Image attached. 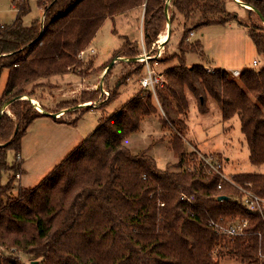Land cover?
Here are the masks:
<instances>
[{"label":"trees","instance_id":"16d2710c","mask_svg":"<svg viewBox=\"0 0 264 264\" xmlns=\"http://www.w3.org/2000/svg\"><path fill=\"white\" fill-rule=\"evenodd\" d=\"M30 1L14 2L15 21L0 24V82L7 74L0 110L18 98L8 104L12 116L0 117V182L8 176L7 183L0 184V264H21L18 257L5 256L1 250L10 247L30 257L32 264H219L216 257L224 253L242 264H259L264 256V211H249L240 191L217 175L182 170L195 159L193 151L185 150L182 135L188 129V93L204 114L211 97L224 122L239 118L250 163L264 165V66L233 78L226 70L186 64V55L199 50L188 44L194 30L237 20L229 2L247 12L249 22L240 24L247 28L258 54L264 55V0H51L44 7V23L37 19L27 26ZM138 9L144 12L146 51L165 30L166 12L171 22L166 44L174 21L179 16L184 20L180 54L150 60L154 65L177 61L159 74L166 77L164 85L156 88V94L143 90L104 118L40 185L17 187V175L24 171L20 161L10 163L8 155L17 157L28 127L46 116L33 106L32 100L42 103L27 88L72 73L81 64L78 55L90 47L107 19ZM141 54L137 44L127 41L111 63L127 57L140 72L145 64L133 59ZM157 113L173 131L171 147L180 159L176 170H161L148 152L133 154L124 144L140 130L143 119ZM55 120L74 123L62 117ZM231 180L264 199V174H237ZM181 193L194 195L195 204L181 201ZM221 218L246 220L247 234L225 241L210 226L211 220Z\"/></svg>","mask_w":264,"mask_h":264},{"label":"rangeland","instance_id":"374dc122","mask_svg":"<svg viewBox=\"0 0 264 264\" xmlns=\"http://www.w3.org/2000/svg\"><path fill=\"white\" fill-rule=\"evenodd\" d=\"M15 1L0 0L1 25H11L15 21L17 17ZM48 2L49 0H41L40 8L38 0H31V13L25 18V25L42 19L44 7ZM228 9L237 14V20H232L227 25L199 28L189 35L188 44L196 45L199 50L186 55L188 66H206V69L211 71L226 70L231 77L234 71L260 69L264 66V55L258 54L247 28L240 24L249 22L247 12L232 2H229ZM143 20L144 12L140 9L118 15L114 19H107L86 50L84 58H79L81 64L72 73L43 79L38 82L42 84L41 86L27 88L33 97L41 100L42 105L32 101L33 106L36 108L39 106L37 109L42 114L51 113L55 117L45 114L46 116L36 119L28 127L20 151L22 157L20 165L24 172L21 178L16 180L17 187L35 188L40 185L98 128L104 118L120 111L134 96L143 91L140 79L148 75L147 64L142 71L136 72L137 66L129 63L127 57H120L122 60L116 58L111 63L114 53L127 41L137 44L141 55L144 54L146 49L143 43ZM169 28L171 29L170 20L159 35L158 41L152 45L155 52L151 55L158 56L159 61L161 58L164 60L167 55L180 54L179 44L185 31L184 20L180 16L174 21L171 41L158 50V44L162 47V43H159L160 38L166 33L169 35ZM146 52L149 54V51ZM176 62L168 64L159 62L158 65L149 62V68L159 75L176 65ZM139 64L141 65L140 62ZM104 77L108 86L104 84ZM164 79L166 80L165 76ZM6 81L5 73L0 82V97ZM111 90H114V95L109 94ZM155 97L157 104V96ZM188 98L190 102L188 129L182 135L185 150L189 153L196 149L205 156H216L222 165L223 174L229 179L243 173L264 174V165L254 166L249 161V149L241 132L239 118L234 117L224 122L220 106L211 97L207 100L208 111L205 114L199 111L197 101L190 92ZM85 99L93 101L84 102ZM72 102L84 104H80L83 107L77 110H74V107L62 109L70 106ZM8 104L2 106L0 115L5 113L12 116ZM160 110L163 113L162 109ZM161 116L157 113L143 119L140 130L127 138L124 144L133 154L148 152L155 158L161 170H176L175 166L179 164L180 159L171 147L173 131L163 125ZM61 117L74 123H60L55 120ZM15 155L9 153L10 163L16 159ZM7 180L8 176L4 175L0 184L5 185ZM14 194H17V191ZM1 250L5 256L18 257L21 264H32L30 257L19 253L15 248ZM223 251L219 254L224 253ZM260 258L259 264H262L264 256ZM216 259L219 264H242L237 257L226 253L218 255Z\"/></svg>","mask_w":264,"mask_h":264},{"label":"built area","instance_id":"2783aa9c","mask_svg":"<svg viewBox=\"0 0 264 264\" xmlns=\"http://www.w3.org/2000/svg\"><path fill=\"white\" fill-rule=\"evenodd\" d=\"M18 1V0H16ZM15 1V2H16ZM51 0H49L47 6H49V3ZM45 12V11H44ZM168 15V12L166 13ZM169 16V15H168ZM44 15L42 17V24L44 23ZM162 47L158 44V50L160 51ZM155 52V49H151L149 51V54H147L146 50L144 51L142 59H140V62L144 63L145 65H148V75L140 79V84L143 90H151L154 94H156V88L158 86L162 87L165 83V79L162 75H158L155 73V71L152 70V68H149V62L150 60L158 58V56L151 55ZM160 54V52H159ZM86 55V51H82L78 57L80 59H83ZM256 65V62H254ZM211 71V70H208ZM213 71V70H212ZM239 71H234L232 74L233 78H238L240 76ZM195 153V159L191 160L189 163L185 164L183 169L188 172H201L204 170L209 175H217L221 182H228L231 185H233L235 188H237L241 193V200L244 204V206L247 207V209L251 212H263L264 211V199L260 196L256 195L252 191L243 188L236 183H234L231 179L227 178L223 172H222V165L219 161V159L216 156H205L201 153H199L196 149L193 151ZM22 157L20 153L16 157V161H21ZM17 178H21V174L17 175ZM221 188V185L219 186ZM180 200L188 203L189 205H194L196 198L194 195H188L186 193L180 194ZM160 206L163 207L164 203H160ZM210 226L213 228L215 233L222 237L225 241L232 240L236 237L245 236L247 234L249 224L246 220L240 219V218H232V219H224L221 218L218 221L211 220ZM218 253V251L215 252V256Z\"/></svg>","mask_w":264,"mask_h":264},{"label":"water","instance_id":"95a60500","mask_svg":"<svg viewBox=\"0 0 264 264\" xmlns=\"http://www.w3.org/2000/svg\"><path fill=\"white\" fill-rule=\"evenodd\" d=\"M236 1H238V0H236ZM169 6V2L167 3V7ZM242 6H244V5H242ZM244 7H246V6H244ZM167 13V12H166ZM167 18H168V20H169V16L167 15ZM170 35H171V29L169 28V38H170ZM118 60H122L120 57H119V59ZM128 61H132V59H129ZM133 61H140V56H138V57H136V58H134L133 59ZM115 63V62H114ZM113 65V64H112ZM111 67V66H110ZM28 98V97H27ZM18 98H15V99H13V100H11L10 102H9V104L11 103V102H13V101H15V100H17ZM28 100H29V98H28ZM32 102V101H31ZM81 107H83V105H79V106H76V107H74V110H77V109H79V108H81ZM46 115H48V116H52V117H55V115L54 114H51V113H45ZM2 115H0V117H1ZM224 197H221L220 198V200L221 199H223Z\"/></svg>","mask_w":264,"mask_h":264},{"label":"bare ground","instance_id":"6f19581e","mask_svg":"<svg viewBox=\"0 0 264 264\" xmlns=\"http://www.w3.org/2000/svg\"><path fill=\"white\" fill-rule=\"evenodd\" d=\"M169 40V35L166 33L165 35H162V37L160 38L159 43H162V46ZM143 56H140V59H142ZM26 98V97H25ZM37 108H40L39 106H37Z\"/></svg>","mask_w":264,"mask_h":264},{"label":"crops","instance_id":"0c3cea01","mask_svg":"<svg viewBox=\"0 0 264 264\" xmlns=\"http://www.w3.org/2000/svg\"><path fill=\"white\" fill-rule=\"evenodd\" d=\"M211 68H213V67H211ZM213 69H215V68H213ZM35 104L36 103H38V104H40V102L39 101H37V100H32Z\"/></svg>","mask_w":264,"mask_h":264}]
</instances>
